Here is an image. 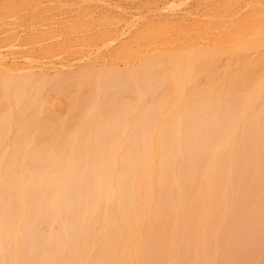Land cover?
Instances as JSON below:
<instances>
[{
	"label": "bare ground",
	"instance_id": "6f19581e",
	"mask_svg": "<svg viewBox=\"0 0 264 264\" xmlns=\"http://www.w3.org/2000/svg\"><path fill=\"white\" fill-rule=\"evenodd\" d=\"M122 1L0 0V264H236L264 215V0Z\"/></svg>",
	"mask_w": 264,
	"mask_h": 264
},
{
	"label": "rangeland",
	"instance_id": "374dc122",
	"mask_svg": "<svg viewBox=\"0 0 264 264\" xmlns=\"http://www.w3.org/2000/svg\"><path fill=\"white\" fill-rule=\"evenodd\" d=\"M137 2L139 0H125L120 2L119 4L114 2L113 5H119L120 9L127 14L128 16L135 12V8L131 5V2ZM49 68H54L52 64H45ZM74 68V66H73ZM71 68V69H73ZM244 210L242 208L239 209L236 220L239 224H247L248 231L250 232V238L243 240L238 239L239 243L236 248V257L234 261L236 264H264V241H257L254 239L255 232L264 225V215L263 216H254L250 217L247 215H243ZM225 234H223L222 240L225 238ZM261 239L259 236L258 240ZM224 244H222L223 246ZM224 247L220 249L223 251ZM224 252V251H223Z\"/></svg>",
	"mask_w": 264,
	"mask_h": 264
}]
</instances>
